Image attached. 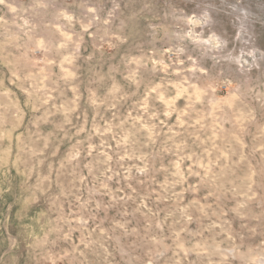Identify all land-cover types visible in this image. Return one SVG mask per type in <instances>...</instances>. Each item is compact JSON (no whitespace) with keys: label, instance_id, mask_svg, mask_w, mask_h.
Here are the masks:
<instances>
[{"label":"rangeland","instance_id":"1","mask_svg":"<svg viewBox=\"0 0 264 264\" xmlns=\"http://www.w3.org/2000/svg\"><path fill=\"white\" fill-rule=\"evenodd\" d=\"M0 264H264V0H0Z\"/></svg>","mask_w":264,"mask_h":264}]
</instances>
